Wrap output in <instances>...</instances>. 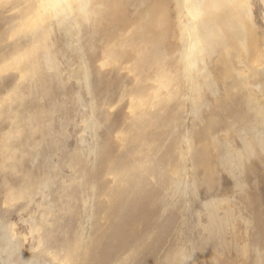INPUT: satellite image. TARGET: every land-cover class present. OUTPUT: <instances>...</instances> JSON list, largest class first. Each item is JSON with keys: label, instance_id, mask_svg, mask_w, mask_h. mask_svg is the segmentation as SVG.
I'll return each instance as SVG.
<instances>
[{"label": "rangeland", "instance_id": "obj_1", "mask_svg": "<svg viewBox=\"0 0 264 264\" xmlns=\"http://www.w3.org/2000/svg\"><path fill=\"white\" fill-rule=\"evenodd\" d=\"M0 264H264V0H0Z\"/></svg>", "mask_w": 264, "mask_h": 264}]
</instances>
